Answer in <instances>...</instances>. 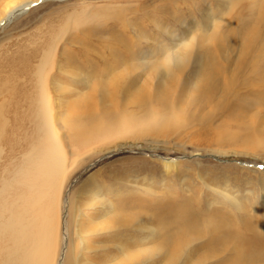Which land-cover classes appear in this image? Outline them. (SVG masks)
<instances>
[{
	"label": "rangeland",
	"instance_id": "374dc122",
	"mask_svg": "<svg viewBox=\"0 0 264 264\" xmlns=\"http://www.w3.org/2000/svg\"><path fill=\"white\" fill-rule=\"evenodd\" d=\"M263 14L264 0H32L3 22L0 56L54 42L52 72L73 56L91 78L51 80L60 103L54 135L26 152L33 155L0 158V185L25 166L40 174L27 188L31 226L21 204L0 212L9 224L0 262L54 264L66 193L73 264H117L130 250L140 264H168L181 242L162 245L160 232L120 217L142 213L158 227L181 205L197 218L248 220L264 237ZM206 237L183 245L188 253L172 263L231 264L232 253L210 252Z\"/></svg>",
	"mask_w": 264,
	"mask_h": 264
},
{
	"label": "bare ground",
	"instance_id": "6f19581e",
	"mask_svg": "<svg viewBox=\"0 0 264 264\" xmlns=\"http://www.w3.org/2000/svg\"><path fill=\"white\" fill-rule=\"evenodd\" d=\"M31 1L6 0L5 4L2 3L0 25L10 20L17 12L27 8ZM260 18L262 20L264 14ZM255 32L257 31H253L251 35L255 36ZM48 43L42 46L35 44L32 49L26 52L20 51L17 54H9L5 50V55L0 56V158L3 153L11 151H19L21 154H26V152L33 150V146L43 144L54 135L53 123L57 117V112L55 111L57 101L53 99L55 93L52 89L51 80H57V77H60L63 81L68 82L66 77H72L75 74H77V78L80 77L79 75L88 77L85 73L87 66L80 59L73 56L68 59L66 57L61 67L64 71L52 72L53 61L50 62L49 55L54 52L52 47L54 42ZM80 50H82L81 52L84 51L83 45ZM5 60H8L7 65L3 63ZM92 66L97 74L100 75L101 71L99 68L95 64H92ZM98 84L99 86L101 85L100 81ZM110 89L115 88L110 86ZM59 90L61 91V89ZM62 95L65 96V94ZM87 97H90V94H87ZM72 108L74 109L76 106L69 105L67 109L71 112ZM69 115L70 113H68ZM22 139L24 140L23 142ZM33 154H26L25 156ZM3 163L1 160L2 165ZM164 165L166 170L173 169L176 165L175 159L165 158ZM37 174L36 166L31 165L16 169L14 176L9 175L7 171V176L0 185V212L3 211L4 206L9 202L13 205V211H16L18 205L21 204L24 206L23 211L20 213L21 218L23 217V222L26 224L29 222L30 226L33 224V219L30 216H34L33 205L35 200L34 198H29L27 188L31 180H34L36 184L38 183ZM18 193L21 195L19 199L16 196ZM67 196L68 193H66L63 203L62 241L54 264H64V262L65 264H73V261L68 256L70 253L68 251ZM142 215V213L140 215L132 213L129 217H120V222L128 224L134 221V224H138L140 229H150L152 233L160 232L162 245H172V242H181L175 244L179 246V249L172 254L168 264H173V261L175 263L180 255L186 256L188 252L183 250V245L188 248L194 240L197 241L198 238L200 240L204 236H207V240L205 238L203 242L210 252L214 251L216 253L217 251L228 250V252L232 253L230 260H228L231 264H255L259 263V261H264V237L260 236L262 233H257L253 224H250L248 220L246 222L243 220L242 226H234L233 223L221 216H205V218L200 216L197 218L190 207L185 205H181L171 215H163L162 223L158 227L147 224L144 218L143 220L141 219ZM137 217H140L139 220H136ZM0 218H2V215H0ZM13 219L14 215L10 213L8 220L13 222ZM169 225H172V227H168ZM8 227V223L0 222V235L7 232ZM163 231L164 233H162ZM170 241L172 242L169 243ZM182 250L184 251L183 253H181ZM10 251L5 249V256ZM129 253L131 254L128 255L127 259L121 260L117 264H140V255L131 250ZM29 255L32 256V250H30ZM19 259L21 260V257ZM224 259L226 260L227 257L222 258L220 260L222 261L221 263L225 262ZM7 261L11 262L10 260ZM0 264L4 263L0 262ZM5 264L8 263L6 262Z\"/></svg>",
	"mask_w": 264,
	"mask_h": 264
},
{
	"label": "water",
	"instance_id": "95a60500",
	"mask_svg": "<svg viewBox=\"0 0 264 264\" xmlns=\"http://www.w3.org/2000/svg\"><path fill=\"white\" fill-rule=\"evenodd\" d=\"M120 152H122V150L112 151L111 153L106 154V155L103 156L102 158H105V157H107V156H109V155L118 154V153H120ZM241 163H242V164H245L244 162H241Z\"/></svg>",
	"mask_w": 264,
	"mask_h": 264
}]
</instances>
